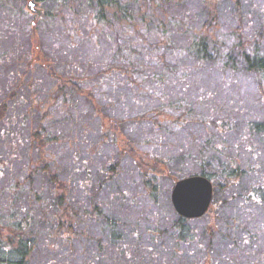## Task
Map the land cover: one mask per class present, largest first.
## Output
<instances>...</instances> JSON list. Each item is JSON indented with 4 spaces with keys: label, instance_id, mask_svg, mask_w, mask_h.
Instances as JSON below:
<instances>
[{
    "label": "trees",
    "instance_id": "16d2710c",
    "mask_svg": "<svg viewBox=\"0 0 264 264\" xmlns=\"http://www.w3.org/2000/svg\"><path fill=\"white\" fill-rule=\"evenodd\" d=\"M21 1L23 4L27 2ZM36 1L40 5L44 4L43 10L41 9L44 12L39 19L29 12L30 16H33L29 20L30 61L32 64L44 66L51 75L53 84L49 88L48 97L52 98L53 104L66 95L67 91L88 98L92 106L91 111L85 113L98 122L99 127L104 128L101 133L102 140L99 142L109 140V137H106L108 134L111 143L120 148L113 151L114 154L104 165L96 167V171L103 175L101 182H97L99 187L103 186L106 180H115L119 177L122 164L128 160L131 161L133 173L142 177L143 187H146L154 200H157L160 194V177H170L175 182L192 175H204L211 179L212 172L207 169V165H211L212 170L216 171L220 178L214 182V192L227 186H236L239 183L241 185L242 179L251 173L255 176L260 175L255 173L259 169L258 165L249 166L248 169L242 168L228 151L224 135L235 129L234 121L218 114L224 110L226 104L213 103V98H209L204 92H200L195 99H187L185 91L188 85L184 84L185 80L180 79L182 84L176 83L182 89L174 95L178 98L177 106L161 101L164 106L157 105L153 109L144 110L135 116H127L122 120H117L106 113L109 104L106 101L103 103L99 99L101 94L96 92L103 87L112 86L114 89L119 85H126L134 96L141 94L161 100L158 95L163 93L159 91H164L162 87L167 83L169 76L154 73L149 68L142 69L143 64L138 63L136 58L142 56L147 60H144V63H153L157 59L152 57L157 55L155 49L167 40L166 50L174 49V53H171L181 59V63L167 65V68L180 74V78L198 72L219 74L217 89L209 91L208 95L220 89L230 90L234 94L235 84L244 85L254 79L255 91L259 92V103L264 108V5H260V8L254 11L258 14L256 19L259 22L255 27L253 17L245 15L244 11L246 3L251 10L256 7L254 0ZM192 3L199 5L198 10L193 9ZM17 8L18 5L15 8L12 0H0L2 13L19 17L24 9ZM62 8L67 9V15L73 16L71 22L66 21V24L72 23L75 27L93 24L96 27L98 32L94 31L95 34L93 33L89 40L97 38L109 40L112 56L108 57L106 63L96 65L88 59H73L68 63L71 64L72 74L64 75L55 70L51 59L42 50L39 26L41 23L51 22L54 16L64 15L60 10ZM14 11H17V14H14ZM106 26L111 29V34L102 30V27ZM219 27H227L228 30H221ZM214 30L218 36L211 34ZM157 31L162 32V38L153 42V35ZM228 36L232 41L223 43L222 39ZM178 37L186 40L184 45L173 42L174 39L179 41ZM173 43L175 47L180 48V56L176 55L179 53L173 47ZM158 55L161 56V63H157V66L165 70L162 62L168 63L169 55L162 51ZM183 59L188 62H183ZM85 66L90 69L91 76L82 72L88 69ZM168 83L171 85V81ZM15 94L16 91L13 89L10 96L14 97ZM20 104H12L8 99L0 101V139L11 146L9 154L12 155L4 158L0 156V264H39V258L43 264H117L121 259L116 256V251L122 255L125 253L124 256L130 258L129 245L124 241L126 220L109 212L111 203L98 202L95 195L88 194L87 187L81 199L73 197L74 188L70 178L72 173L67 171V174L64 171L58 157L53 153L54 144L57 139L62 138L46 133L47 128L39 125L36 128L31 127L28 136L18 137L19 139L15 141L14 133L9 131V127H4L9 124L10 111ZM32 105L37 106L36 109L30 110L31 113H39V118L43 121L50 107L43 109L38 103ZM197 107L208 109V115L206 112L199 113ZM79 114L75 107L73 111L66 112V120L68 119L70 126L74 128V136L70 141L77 146L80 143L78 136L75 135L79 127ZM168 114L171 116L168 117ZM231 114H238L234 107ZM145 120H150L155 134L184 131L188 136L191 125L193 124L190 135L198 123L207 129L211 135L207 134L209 137L196 140L197 146L201 147L197 153L182 151L176 158H172V163L175 160L191 158V161L199 166V170L184 172L181 167L178 170L171 168L167 159L150 151L159 145L155 136H148L138 143L139 147L147 145L146 150L138 149L135 143L126 141V135L123 136V140L118 138L119 127H115L114 121L134 124ZM245 128L247 130L245 132L249 133L251 130L253 135L258 136L264 148V118L254 121L249 119ZM217 132L221 137L219 139ZM240 146L248 151L251 149L250 156H255L257 151L247 142ZM209 149L211 151L208 153ZM77 151L76 148L73 150ZM24 156L26 160L22 162V168L25 178L20 175L6 176V169L12 170L10 160L16 157L21 161ZM84 162L87 164V159ZM75 169L78 170V167ZM129 198L130 202L133 197L129 195ZM242 198L246 203L264 205V175L260 184H250ZM180 218L173 229L176 230V237L183 240L186 238L184 229L186 219L182 216ZM92 227H95L97 233L90 230ZM243 243H247V239L243 238ZM139 248L141 247H137V251ZM255 264H264V261L258 259Z\"/></svg>",
    "mask_w": 264,
    "mask_h": 264
},
{
    "label": "rangeland",
    "instance_id": "374dc122",
    "mask_svg": "<svg viewBox=\"0 0 264 264\" xmlns=\"http://www.w3.org/2000/svg\"><path fill=\"white\" fill-rule=\"evenodd\" d=\"M28 2L23 4L21 0H12L15 8L18 5L17 9L20 7L24 9L19 17L0 12V101L8 99L12 104L22 103L13 107V110L10 111L9 124L4 125V127H9V131L14 133L15 141L19 139L18 137L28 136L30 128H36L39 125L47 128L46 133H50L52 136L55 134L62 138L57 139V142L54 141L56 143L53 153L58 157L64 171L67 174L68 172L72 173L70 178L73 184L71 186L74 188L73 197L81 199L80 197L87 187L88 194L95 195L98 202L109 201L111 203L109 205L111 214H117L126 220L124 241L129 245L130 258H126L125 253L122 255L116 251V256L121 259L117 264H255L258 259L264 261V205L257 206L250 202L246 203L242 198L250 184H260L264 175L263 144L257 135H253L251 130L249 131L250 134L245 132L247 131L245 125L249 119L254 121L264 118V108L259 103V92L255 91L254 88L256 80L251 79L244 85L235 84L234 94L230 90L223 91L220 89L208 95L209 91L217 89L218 76L220 75L198 72L192 76L180 78L181 75L172 72L167 68V65L181 63V59L172 54L174 49L166 50L168 49L165 45L167 40H164L160 47L155 49L157 55L152 57L157 59L153 63H144L145 59L142 56L136 58L138 63L143 64L142 69L149 68L154 73L169 76L166 80L167 83L162 87L164 91H159L163 93L158 95L162 98L161 100L141 94L134 96V93L126 85H119L114 89L112 86L103 87L96 92L101 94L99 99L103 103L106 101L109 104L106 113L114 116L117 120L141 114L144 110L153 109L157 105L164 106L161 101L177 106L178 98L174 95L182 90L176 85V83L182 84L180 79L185 80L184 84L188 85L185 91L187 99H195L200 92H204L209 98H213V103H225L227 105L226 107L224 104L226 108L224 107V110L218 114L220 117L234 121L235 129L224 135L228 144V151L242 168L258 165L259 169L255 173L260 175L255 176L251 173L242 179L241 185L239 183L236 186L217 189L214 192V201H212L206 214L198 218L184 217L186 219L184 220L186 238L179 240L173 226L179 222L181 215L176 211L172 202V190L176 183L172 178L160 177V194L158 199L154 200L146 187H143L142 177L135 172L133 173L131 161L127 159L128 161L122 164L119 177L115 180H106L103 186H98L97 182L102 180L103 175L96 171V167L104 165L105 161L114 154L113 151L117 148L120 150V148L111 143L108 134L106 137H109V140L105 139L99 142L102 140L101 133L104 128L99 127L98 122H95L85 113L91 111L92 104L88 98L75 93L70 94L67 91V94L61 97L62 99L60 98L53 104L52 98L48 97L49 88L53 84L51 75L44 66L32 64L30 61L29 27L31 21L29 20L33 16H30L31 11L28 8ZM254 2L256 7L251 10L249 4L246 3L244 11L245 15H249L250 18L253 17V26L256 27L259 22L256 19L258 14L254 11L259 9L260 5H264V0H254ZM43 5H39L38 8L43 9ZM192 7L198 10L199 5L192 3ZM12 9L13 7L10 10ZM60 10L64 15L54 16V20L46 24L45 22L41 23L39 26L42 50L51 59L55 70L64 75L72 74L70 72L71 64L68 63H70L69 60L73 59H88L96 65L106 63L109 60L108 57L112 56L109 40L104 38L89 40L93 33L98 32L96 27L93 24H87L86 27H75L72 23L66 24V21L71 22L73 16L67 15L65 8ZM68 12L74 15L72 11L68 10ZM15 13L17 14V11H14ZM34 15L37 17V14ZM102 28L108 34L112 33L108 26ZM194 28L198 29V27ZM219 29L228 30L227 27H219ZM211 34L218 36L216 30L211 31ZM162 35V32L157 31L154 33L152 41H160ZM178 39L180 40L174 39L173 42L181 43L180 45L185 44L186 40H182L181 37ZM222 40H224L223 43L227 44L232 41V38L228 36ZM173 47H175L174 43ZM178 48L175 47L179 53L176 55L180 56V48ZM160 51L169 55V62H162L166 67L165 70L157 66V63H161V56L158 55ZM183 62H188V60L183 59ZM82 72L91 76L89 68L86 71L82 70ZM170 81L171 85L168 83ZM172 83L175 84L172 85ZM13 89L16 91L14 97L10 96ZM230 95H232V99H230ZM33 103H38L43 109L50 107L43 121L39 118V113H31L30 110L36 109L37 106H33ZM74 107L80 112L79 127L75 133L80 140L78 146L70 141L74 136V128L70 126L68 119L66 120V112L73 111ZM232 107L238 114H231ZM197 111L199 113L206 112L208 115V109L203 107H197ZM91 116H93L92 113ZM170 116L168 114V117ZM114 123L115 127H119L117 129L120 133H118V138L123 140V136L126 135L127 138L124 137L126 141L135 143L136 147L141 150H146L148 146L144 144L139 147L138 143L148 136H155L159 145L154 146V149L150 151H153L156 156L167 159L171 168L178 170L181 167L184 172L197 171L199 166L191 161V158L175 160L174 163H172V158H176L182 151L197 153L201 147L200 145L197 146L196 140L211 135L199 123L194 126L192 136L190 130L193 124L189 129L188 136H186L184 131L155 134L150 120L137 121L134 124L124 121H114ZM216 135L218 139L221 138L218 132ZM245 141L257 151L255 156H250L249 151L251 149L248 151L241 148L240 145L246 143ZM75 148L76 151L78 148L77 152H73ZM10 150L11 146L9 147L8 143H4L0 139V156L3 158L12 156L9 154ZM210 151L211 149L208 150V153ZM85 159H87V164L84 162ZM25 160V156L21 161L13 157L10 160L12 170L7 168L5 175L8 177L20 175L25 178V172L22 168V162ZM76 167L78 170L75 169ZM81 168H83L82 171ZM207 169L212 172L213 183L220 180L219 176L216 175L217 172L212 170L211 165H207ZM179 176L181 175L179 174ZM129 195L133 197L130 202ZM90 230L97 233L95 227ZM243 238L247 239V243H243ZM136 246L141 248L137 251ZM147 253H151V255ZM38 263L43 264L41 258H39Z\"/></svg>",
    "mask_w": 264,
    "mask_h": 264
},
{
    "label": "water",
    "instance_id": "95a60500",
    "mask_svg": "<svg viewBox=\"0 0 264 264\" xmlns=\"http://www.w3.org/2000/svg\"><path fill=\"white\" fill-rule=\"evenodd\" d=\"M28 8L38 18L42 10L36 0L28 2ZM214 195V184L204 175H192L179 179L172 190V202L176 211L186 218H198L206 214L211 207Z\"/></svg>",
    "mask_w": 264,
    "mask_h": 264
},
{
    "label": "flooded vegetation",
    "instance_id": "af4514ba",
    "mask_svg": "<svg viewBox=\"0 0 264 264\" xmlns=\"http://www.w3.org/2000/svg\"><path fill=\"white\" fill-rule=\"evenodd\" d=\"M27 1H29V0H27ZM38 5H40L39 2H38ZM42 10H43V9H42ZM43 12H44V11H42V14H43ZM41 16H42V15H41ZM41 16H40V17H41ZM37 17H38V16H37ZM40 17H39V18H40ZM213 199H214V195H213Z\"/></svg>",
    "mask_w": 264,
    "mask_h": 264
}]
</instances>
